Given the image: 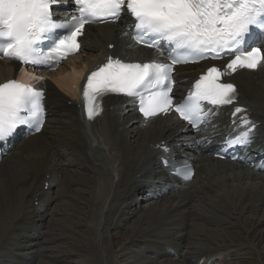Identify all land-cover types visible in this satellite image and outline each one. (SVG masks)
I'll list each match as a JSON object with an SVG mask.
<instances>
[{
  "label": "bare ground",
  "instance_id": "obj_1",
  "mask_svg": "<svg viewBox=\"0 0 264 264\" xmlns=\"http://www.w3.org/2000/svg\"><path fill=\"white\" fill-rule=\"evenodd\" d=\"M96 30L98 31L89 29L86 34L87 42L91 45L86 46L88 54L83 57L87 58L91 54V61L78 56L75 58L76 60L70 61L71 63L66 64L58 72L47 74L51 80L44 83L43 87L47 90L50 118L47 120L43 132L21 142L17 141L20 143L0 163V264H9V262L12 264H33V260L39 264L43 260L40 259V256L42 257V253L43 255L46 253L45 250L53 251L58 247V245L55 248L52 247V243L56 244L60 239L63 240L61 232L64 230L60 228L58 233H55L57 229L48 230V223L44 221V218H46V214L48 215L49 206L53 204L54 199L60 202L62 199L52 197L50 190L48 192L44 190L46 185L53 188V186H65L70 183L84 185L89 191V199L86 201L93 207L91 216L93 215L96 222L93 225L94 228L87 227V230L92 229L96 236L108 234L110 231L119 233L118 229L124 223L131 221L130 233H122L123 235L120 236H122V244L129 241L130 245L134 247L129 248L127 245L122 251L148 253L150 261L146 259L145 264H184V262L190 264L193 261L190 252H195L198 255L196 258H201L200 261H195L199 264H208L219 259L225 262V258L233 253L241 256L242 252L238 251L239 247L233 251L229 246L228 249L226 248V240L229 236L226 226H222L225 223L220 226L218 231L206 230V222L210 220L209 215L195 212L193 208H190L189 211L185 209L184 213L182 211L191 204L193 199L200 196L199 192L212 193L216 186L219 189L224 188L222 182H233L235 179L236 181H247L252 185L247 184L246 188H239L235 191L229 190L226 197L219 195L213 208L217 206L225 211L229 215L226 224L233 225L232 227H236L235 225L240 223L244 224L246 228L248 219L245 218V212L251 209L255 213L260 212L261 219L255 225L257 229L258 224L263 227L264 177L251 173L244 166L216 161L202 154L198 157L197 163H201V165L195 179L190 183L191 185L189 184L191 187L184 186L176 192L173 191L174 195L168 199L174 204L166 209L159 206V210L150 207L145 212L136 207L139 202L131 203V199L137 191L148 190L151 192L154 190L157 195L164 185L155 188L150 186L151 182L157 180L153 173L160 172L157 160L158 151L155 149V145L170 142L178 151L181 146L190 141H184L186 135H182L183 126L174 123L172 118L159 119L144 128L131 102L121 98L104 99L99 117L89 120L87 116H84L82 104L85 108V103L80 100L78 91L72 88L73 85H78L83 72L93 68L97 62H101L103 54L125 59L140 57L132 52L133 48L129 49L131 42L123 34L124 29L120 26L106 25L96 27ZM111 44L115 46L112 52L107 49ZM66 66L67 68H65ZM17 70V66L9 62H1L0 83L14 78ZM201 70L200 66L180 68L177 88L189 85ZM231 81H234L238 86L240 95L238 107L244 109V115L248 119L259 124L257 127L258 136L264 137V69L258 70L257 73L242 72L231 78ZM60 90L73 98L71 105L62 96ZM227 110L231 112L232 108ZM85 113H87L86 108ZM211 123V128L208 131L209 138H213L215 141H217L215 138L217 136L244 129L239 119H236L235 124L231 126L225 110L219 112L216 118H212ZM83 124L90 130L91 138ZM91 142L97 143V150L95 144H91ZM67 154H70L71 159L68 163H64L63 160ZM262 154L264 151L256 153V156ZM100 155L102 158L99 157ZM207 163L216 170V175H211L212 171H208V175L203 176L206 173ZM164 172L165 170L162 171V176H165ZM166 176L169 181L171 178L167 174ZM200 177L204 184L200 185L198 190H194L197 188L194 184ZM71 190V187L68 186L62 198L79 196L76 191L72 193ZM37 195H39V204L35 206ZM155 198L157 197L155 196L153 199ZM159 198L163 199L165 195L157 199ZM124 201L129 209L125 207ZM139 201L142 202V198ZM66 206L76 208L71 201L67 202ZM177 212L183 214H177ZM209 214H213L211 217L219 215L213 210ZM218 217L220 221H224V217ZM202 220L205 222H200ZM188 229L191 231L187 232ZM123 230L124 228H121V231ZM262 232L261 235L264 234V228ZM208 235L210 240L206 242ZM115 237L117 239L116 242L114 239L112 240V247L120 244L121 238L118 237V234ZM187 243L189 253L184 262L180 263L179 257H175L177 260L167 257V253L170 252H176L175 255H172L176 256L180 252L178 249ZM63 244L64 240L60 245ZM95 245L96 243L92 242L90 249L94 250ZM192 246L199 248V251L196 248L193 249ZM218 246L220 249L211 255L209 252L212 248ZM97 247L100 246L97 244ZM234 247L236 248V246ZM208 248L211 249L208 250ZM64 249L63 252L69 254L77 248L72 245L71 248ZM243 249H245L244 246ZM108 250H110V246L106 253ZM208 253L209 255H207ZM108 254L105 256L107 258L105 264H112V254L111 256L110 252ZM8 255H14L9 262L6 261ZM158 256L164 259H158ZM52 258L54 257L52 256ZM94 259V264H104L99 251L96 252Z\"/></svg>",
  "mask_w": 264,
  "mask_h": 264
},
{
  "label": "snow or ice",
  "instance_id": "obj_2",
  "mask_svg": "<svg viewBox=\"0 0 264 264\" xmlns=\"http://www.w3.org/2000/svg\"><path fill=\"white\" fill-rule=\"evenodd\" d=\"M63 3L0 0V58L54 70L79 50L78 37L85 25L117 22L126 24L123 34L134 44L167 54V62L153 59L127 63L108 57L103 66L88 75L83 90L89 120L102 111L100 101L104 96L118 94L138 102L145 119L174 111L191 127L199 128L218 114L216 109L237 100L236 87L222 82L224 77L239 69L264 67V50L249 46L254 31L264 33V0H69L74 5L70 18L58 22L53 18V6ZM129 20L131 23H127ZM228 57L231 59L224 70L208 67L186 98L173 104L177 65ZM43 101L44 92L24 80L0 83V142H6L21 125L39 132L44 122ZM243 111L234 109L237 114ZM240 120L246 130L229 139V147L250 143L255 125L247 116ZM178 174L185 179L192 176L190 169Z\"/></svg>",
  "mask_w": 264,
  "mask_h": 264
},
{
  "label": "rangeland",
  "instance_id": "obj_3",
  "mask_svg": "<svg viewBox=\"0 0 264 264\" xmlns=\"http://www.w3.org/2000/svg\"><path fill=\"white\" fill-rule=\"evenodd\" d=\"M97 31L98 30H95V32H97ZM95 32H93V34H95ZM111 45H113V44H111ZM80 57L82 59L84 58L83 56H80ZM84 59L91 61V59H92L91 54L89 55V57L84 58ZM74 60H76V59H74ZM74 60H72L71 62H73ZM79 60H78V62H79ZM65 68H67V66ZM255 81H257V80H255ZM87 131H88L90 138H91L90 130H87ZM91 144L97 145L96 142H91ZM96 147H98V145ZM94 152L96 153V151H94ZM99 157L102 158V155H100ZM70 159H71L70 154H67L65 156L63 162L68 163L70 161ZM214 170L215 169L212 168L211 165H208L207 168L205 169L206 173L203 176H207L208 171L209 172L212 171L211 175H216V170L215 171ZM78 172H80V170H78ZM92 175H94V174H92ZM202 184H204V182L202 180V177H200L198 180H196V183L194 184V186L197 187L194 190H198V187H200V185H202ZM222 184L224 185L223 189H221V188L219 189L216 186L214 188V192H212V193L211 192H208V193L207 192H205V193L199 192L200 196L193 199L191 201V204H189L188 207L184 208V211H182V212L184 213V212H186V210L189 211L190 208H193L194 209L193 211H195V212L197 211L198 213H204L205 215H209L210 220H208L206 222V226H207L206 230L218 231L220 226L225 223V225H222V226H224V227L226 226V228L228 229L227 235L229 236L228 237L229 239L227 238V240H226V245H227L226 248L228 249V246H229L231 248V250L233 251V250L238 249L237 247H239L238 251L240 250L239 252H242L241 256H237L236 253H233V255H236V256L230 255L229 257H226L225 262H223L219 259L217 261L216 260L211 261L212 264H215V263L216 264H264V236H263L264 234H262V235L260 234L263 231L264 226L262 227L258 224L259 227L257 229V227L255 225L256 222L260 221V219H261L260 212L255 213V212L251 211L252 209L246 211L245 212L246 213L245 218L248 219L247 227L245 228L244 224L242 225L240 223L238 225H235L236 227H232L233 225L226 224V221H228L229 215L227 213H225V211H223L222 209L218 208L217 206L215 208H213V206L215 205V203L218 200L219 195L226 197V195H228L227 191H229V190L235 191L236 189H239V188L244 189L247 187V184H251V183H249L247 181H236V179H235L233 182H228V183L222 182ZM68 186L71 187L72 193L76 191L79 196L78 197H72V198L71 197L69 198L67 196V197L62 198V196L64 195V191H65V189L66 190L68 189ZM51 196L56 197V198H60V200L61 199L62 200L60 202L59 200L57 201L56 199H54L53 204H51L49 206L50 211L48 212V215H46V218H44V221L46 223H48V226H47V227H49L48 230L49 229H57L55 233H58V230L60 228H62L64 230V232H61V234H62L61 238L64 240V244L62 246L60 245V243L63 241L61 239H60L59 243L58 242H56V244L52 243V247L54 246V248H55L57 245H58V247L53 249V251L45 250L46 253L44 255L42 253V257L40 256V259L42 258L46 262H44L41 259L42 262L40 261L39 264H43V263L44 264H94V260H95L94 257L96 255V252H98V251L100 253V256L103 257L104 264L107 263V258L105 256L109 255L108 254L109 252H110V256L112 254V257H113V263L112 264H145V261L149 260L148 256H150V255H148V253H143V252L142 253H129L131 250H128L129 252L122 251V249L127 245H128L127 247H129V248L134 247V246L130 245L129 241H126L122 244V236H120L122 233L123 234H126V233L129 234L130 233L129 228L132 227L131 221L124 223V225L121 227V228H124L123 231H121V228H120V229H118L119 233H116L115 231H110V233H108V234L105 233L102 236L100 234L99 236L101 238L99 236H96L92 229L87 230V227L94 228L93 225L96 221L93 219V215L91 216V210L93 209V207L88 205V203L86 201V199H89V191L87 190V188L84 185H80L79 183H70L68 185L66 184L65 186L59 185V186H56L51 191ZM172 196H173V194H167V196L164 199L144 202V203H142V205L140 203L139 205H137V208H138V210H142L145 212L150 207H155L156 209L158 208L157 210H159V206H163L166 209L168 206L174 204L173 201H171V202H170V200L168 201V199ZM138 199H139V197H137V195H136L132 199V203H133V201L136 202ZM70 201L74 204V206H76L75 209H73L72 206L71 207H67V206L65 207V204L67 202H70ZM124 203H125V207H127L129 209V206L127 205V203L125 201H124ZM164 203H165V205H164ZM159 204H161V205H159ZM212 210L214 212H216L217 215L219 214L218 216H220L222 218L224 217L223 218L224 221H220L218 216L217 217H211L213 214L211 215V214H209V212H211ZM183 213L177 212V214H183ZM139 215H140V213H139ZM133 220H132V222H134ZM200 222L204 223L205 221L202 220ZM250 222H252V223H250ZM213 224H215L219 227H216ZM211 228H214V229H211ZM190 229H188L187 232L191 231ZM195 230L197 231V229H195ZM116 234H118V237L121 238L120 244H118V245H121V244L122 245L118 246L116 244V247H112L111 242H113L112 241L113 239L116 242V239H117L115 237ZM204 237H205V235H204ZM209 240H210V237L208 235L206 242H209ZM92 242L96 243L94 250L90 249ZM97 244L100 247H97ZM48 245H51V244H48ZM72 245H75L77 249L72 250L71 253H69V254L68 253L65 254L63 252V249L66 247L71 248ZM108 246H110V250H108V252L106 253ZM234 246H236V248ZM243 246L245 249H243ZM188 247H189L188 243H187V245L186 244L183 245L184 250H182V256L180 257V261H179L180 263H181V261L184 262L185 259L188 257V253H189V251H187ZM192 248L195 249L196 246H192ZM218 248H219V246L212 248V250L218 249ZM196 249H197V251H199V248H196ZM210 249L211 248H208V250H210ZM64 250H66V249H64ZM190 254H192L191 256L193 259L192 263H190V264H199V263H196L195 261H200L201 258H196L198 255L195 252L194 253L190 252ZM201 254H205V253H201ZM184 255H186V256H184ZM13 256L14 255H12V256L8 255V257L6 258V261L9 262ZM52 256L54 258H52ZM157 258L158 259H164V258L159 257V256ZM168 258L171 260L173 259L172 256H169ZM62 260L63 261L65 260V261L63 262ZM174 260H177V259H174ZM33 261H34V264H37L35 262V260H33ZM55 262H57V263H55ZM9 264H12V263L9 262ZM184 264H188V263L184 262Z\"/></svg>",
  "mask_w": 264,
  "mask_h": 264
}]
</instances>
